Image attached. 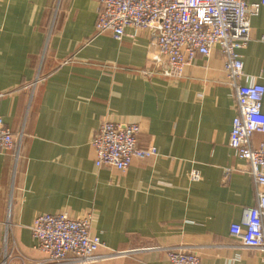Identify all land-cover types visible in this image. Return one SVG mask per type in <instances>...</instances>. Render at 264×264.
<instances>
[{
    "label": "crops",
    "instance_id": "0c3cea01",
    "mask_svg": "<svg viewBox=\"0 0 264 264\" xmlns=\"http://www.w3.org/2000/svg\"><path fill=\"white\" fill-rule=\"evenodd\" d=\"M248 2L239 83L264 86V4ZM97 8V0H0V115L22 133L17 160L0 152V255L7 233L9 264L42 260L36 215L91 212L98 251L127 254L89 264H170L172 246L201 264H264L229 234L255 204L256 186L228 146L236 107L218 46L180 75L163 76L160 63L146 77L150 32L97 33ZM106 120L138 123V145L157 154L124 170L96 166L90 141ZM263 138L254 133L252 146Z\"/></svg>",
    "mask_w": 264,
    "mask_h": 264
},
{
    "label": "built area",
    "instance_id": "2783aa9c",
    "mask_svg": "<svg viewBox=\"0 0 264 264\" xmlns=\"http://www.w3.org/2000/svg\"><path fill=\"white\" fill-rule=\"evenodd\" d=\"M97 33L109 31L116 39L125 35L127 27L148 30L153 51L142 74L151 77L154 67L162 63V75H180L196 55L208 56L217 45L223 56L227 82L233 88L236 114L228 138V146L247 160L248 173L256 186V201L244 207L241 218L229 226V234L239 244L258 249L264 263V138L256 147L251 144L256 132L264 135V112L261 101L264 86L255 81L239 83L243 75L240 50L250 40V15L255 7L248 0H97ZM264 4V0H257ZM138 123L106 120L94 133L90 144L96 166L126 169L133 159L157 154L154 145L140 147ZM22 133L14 134L0 115V152L11 150L17 160ZM197 171L191 178L198 179ZM93 213L73 218L65 212L40 213L30 229L44 259L31 264H89L127 253H100V237L91 232ZM7 233L3 241L0 264H9ZM170 264H201L199 256L189 249L167 247Z\"/></svg>",
    "mask_w": 264,
    "mask_h": 264
}]
</instances>
